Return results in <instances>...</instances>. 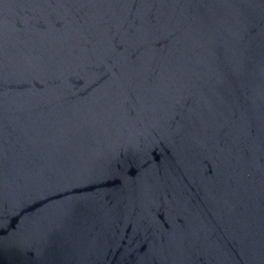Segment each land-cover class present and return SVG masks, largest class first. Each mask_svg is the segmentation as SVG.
Wrapping results in <instances>:
<instances>
[{
	"label": "water",
	"instance_id": "obj_1",
	"mask_svg": "<svg viewBox=\"0 0 264 264\" xmlns=\"http://www.w3.org/2000/svg\"><path fill=\"white\" fill-rule=\"evenodd\" d=\"M0 264H264V0H0Z\"/></svg>",
	"mask_w": 264,
	"mask_h": 264
}]
</instances>
